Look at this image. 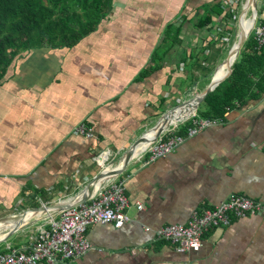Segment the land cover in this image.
Segmentation results:
<instances>
[{"label":"crops","instance_id":"obj_1","mask_svg":"<svg viewBox=\"0 0 264 264\" xmlns=\"http://www.w3.org/2000/svg\"><path fill=\"white\" fill-rule=\"evenodd\" d=\"M219 1L112 0L111 14L79 45L19 57L0 88V216L13 221L20 211L78 197L104 172L95 160L105 151L112 153L107 166L118 168L126 147L165 112L169 90L193 78H184L186 65L232 22L215 17L197 28ZM83 124L94 139L76 134ZM142 158L114 180L128 177L126 195L144 209L132 205L123 227L93 225V250L73 264H264L260 216L210 230L198 254L179 255L156 240L162 227L188 224L230 194L264 200V95L170 156L147 165ZM58 213L36 212L34 225L0 245V254L29 246L37 225L48 227Z\"/></svg>","mask_w":264,"mask_h":264},{"label":"built area","instance_id":"obj_2","mask_svg":"<svg viewBox=\"0 0 264 264\" xmlns=\"http://www.w3.org/2000/svg\"><path fill=\"white\" fill-rule=\"evenodd\" d=\"M240 3L242 11L247 0H227L224 5L237 13ZM251 12L252 6L245 15L248 17L250 14L248 19L252 18ZM250 35H253L257 42V50L264 49V25L258 23V19L255 20ZM212 40L213 37L209 42ZM221 124L220 120L202 119L196 123L195 128L189 130L188 137L178 135V129L169 135L165 132L151 144L147 152H144L141 161L147 165L170 156L188 139ZM76 134L90 140L95 138L93 130L88 129L85 124L76 129ZM111 156L110 151H105L95 161L102 169L108 171L110 168L107 162ZM113 180L106 182L85 204L60 211L58 219L50 214L48 227L40 225L38 235L32 238L29 246L13 249L8 254H0V264H73L83 259L93 250L88 238L93 225L111 223L116 227H123L130 222L128 210L132 205H136L138 210L144 209L142 203L132 202L127 197L128 177ZM250 216L264 218V200H254L233 193L214 208L194 213L188 224L162 227L156 232V240L169 244L179 255L198 254L203 249V237L210 230L228 227L235 219Z\"/></svg>","mask_w":264,"mask_h":264},{"label":"trees","instance_id":"obj_3","mask_svg":"<svg viewBox=\"0 0 264 264\" xmlns=\"http://www.w3.org/2000/svg\"><path fill=\"white\" fill-rule=\"evenodd\" d=\"M112 9V0H0V88L19 57L35 49L74 48L98 30ZM210 9L211 13L198 21V29L214 24L215 17L236 20V13L225 6L223 0ZM258 20L264 25L259 16ZM208 43L209 54L212 48H216V55L209 56L203 49L202 58L197 57L196 62L191 63L193 69L190 72L202 71L209 76L215 70L214 56L220 55L223 48L217 47L215 40ZM257 46L254 36L250 35L233 64L231 77L207 96L204 102L206 110L200 109L196 117L179 125L178 135L188 137L189 130L202 119L220 120L225 124L232 110L248 107L262 98L264 49L257 50ZM156 67L154 71L160 69V64ZM11 250L13 248L9 249V253Z\"/></svg>","mask_w":264,"mask_h":264},{"label":"water","instance_id":"obj_4","mask_svg":"<svg viewBox=\"0 0 264 264\" xmlns=\"http://www.w3.org/2000/svg\"><path fill=\"white\" fill-rule=\"evenodd\" d=\"M252 6V28L253 25L255 24V20L258 17V10H257V0H247V4L246 6L242 9L240 16L238 18V22L241 23V21L243 20V18L246 15V12L248 11V9ZM251 18V19H252ZM240 29V35H239V40L238 43L236 44V46H234L233 49H231L229 56L227 58L226 61L229 62L228 65V69H227V73L223 76H217L218 75V68L215 70L214 75L209 78L206 79V77H203L201 79H199V81H197L195 83V87L193 88V90L191 91L192 95H188L179 105L173 107L172 109H170L169 111H166L164 114H162L157 121L154 123V125L152 126V128L150 130H148V132L144 133L143 135H141L130 147V149L127 151V153L124 156V159L122 162H124V165L122 166V168H115V169H110V171H105L104 173H102L98 178H96L94 181H92L80 194L78 197L76 198H72L69 201H66L65 203H59V204H54L53 206H45V207H39L36 209H29L23 213H20L19 217L16 218L15 220H11L9 218H5L3 220H1L0 222H14L16 223V226L14 227L13 230H11L8 234V237L1 241L0 244L6 243L8 242L10 239H12L15 235H17L18 233H20L23 229L24 226H22L20 223L26 218V215L29 212H47V213H56V212H60V211H65V210H69L75 207H78L80 205H82L83 203L85 204L90 198L91 195L90 191L91 188L98 182H102L101 183V187L108 181H110V179H114L117 178L119 176H121L122 174H124L126 172V170H128L129 166L132 164V162L136 159H134L132 157V151L134 148H136L137 146H139L140 144H142V142L146 139V135L147 133H149L152 130H156L154 133V136H156L155 141H157V139L164 134L165 132L169 131L173 125H177L176 123H182L184 120L186 119H179L177 117H172V118H167L166 120L162 121L165 117H167V115L169 114H176L177 112H180L183 108L188 107L189 105H192L193 110H191V113L194 112L195 115L197 116V112L200 110L199 107L201 104H203L205 102V99L207 98V96L212 93L213 91H215V89L224 81H226L227 79H229L232 75L233 72V64L235 63V61L237 60L241 49L243 48L244 44L246 43L248 36H249V32ZM235 58L234 62L232 63V59ZM204 81H207V86L204 88H201L202 83ZM188 121V120H187ZM186 122V121H185ZM155 141L153 143H155ZM110 178V179H109Z\"/></svg>","mask_w":264,"mask_h":264},{"label":"rangeland","instance_id":"obj_5","mask_svg":"<svg viewBox=\"0 0 264 264\" xmlns=\"http://www.w3.org/2000/svg\"><path fill=\"white\" fill-rule=\"evenodd\" d=\"M262 3H264V1L263 0H258L257 1V10L259 11L258 12V16H259V18H260V12L262 11ZM241 3L238 5V8H237V13H236V16H235V18H236V20H232V22L231 23H228V24H226L225 25V28H227V31L225 32L224 31V29L225 28H221V29H218L217 31H216V34H212L213 35V37H214V40H215V42H216V44H220V47H222L223 48V50H222V52H221V54L220 55H218V56H214L215 57V62L214 63H216L215 64V70L221 65V64H223L226 60H227V58H228V56H229V53H230V51H231V49H233L234 48V46H236V44L238 43V40H239V35H240V29H239V22H238V15H239V13H240V11H241ZM228 8H229V6H227ZM252 13V12H251ZM250 15V14H249ZM248 17H250V16H248ZM247 17V18H248ZM258 19V18H257ZM251 20L252 19H250V21L248 22V24H247V29L250 27V23H251ZM258 23H260V21L258 20ZM221 27H222V24H221ZM238 27V28H237ZM252 30V29H251ZM236 32V33H235ZM249 32V31H248ZM249 36H250V34H249ZM249 36H248V38H249ZM224 37V38H223ZM236 40V41H235ZM236 42V43H235ZM232 46V47H231ZM217 47H219V46H217ZM217 51V49L216 48H212V53L211 54H209L210 53V51L209 50H207L206 51V53L207 54H209V56H213V55H216V54H214L215 52ZM187 66V68H186V71H184L183 72V75H185L184 76V78H186V77H189V74H190V70H192L193 69V65H190V64H187L186 65ZM215 70L209 75V76H205L204 74H203V72L202 71H195V72H192L193 74V78H187L188 79V81L185 83V82H181L182 81V79H180L179 80V82L182 84V86H180V88H171L170 90H169V92L171 93V96L169 97V98H167V101H169V103H167L166 102V110H165V112L166 111H169L170 109H172L173 107H175V106H177V105H179L188 95H192L191 94V91L193 90V87H194V83H196L197 81H199V79H201V78H203V77H206V79H209V78H211L213 75H214V73H215ZM196 79H198L196 82H195V80ZM207 86V81H204L203 83H202V86H201V88H204V87H206ZM167 95V94H166ZM205 108H207V106L206 105H202V110H205ZM164 112V113H165ZM163 113V114H164ZM197 114H198V112H197ZM162 114H160V116H161ZM193 117H195V116H192V118ZM187 122V121H186ZM182 123H185V122H182ZM182 123H180V124H182ZM177 125H173L172 126V128L169 130V132H166L165 134H167V135H169V133H171V134H173L175 131H176V129H178L179 128V123H176ZM143 133V132H142ZM170 134V135H171ZM164 135V134H163ZM153 144V143H152ZM132 145V144H131ZM131 145L129 146H127L126 147V150L124 151V153L122 154V157H123V159H124V156H125V154L127 153V151L130 149V147H131ZM148 150H146V152H147ZM138 162L139 161V158H136L133 162ZM132 162V163H133ZM140 162V161H139ZM142 164V163H141ZM113 170V169H112ZM105 171V170H104ZM102 173H100V175H101ZM99 175V176H100ZM98 176V177H99ZM96 179V178H95ZM37 208V207H36ZM24 212H25V210H24ZM19 213H23V211H20ZM1 217L2 218H5V217H3V215H1L0 216V219H1ZM30 225H34V221H32L30 224H28L27 225V227L28 226H30ZM38 227H39V225H37ZM27 227H26V229H27ZM38 227H37V229H36V233H37V230H38ZM22 231H25V229L24 230H22ZM33 238V237H32ZM32 238L30 239V241H29V243H31V241H32ZM10 241V240H9ZM9 241L8 242H6V243H3V244H0V245H7L8 246V244H9ZM11 248V247H10ZM9 248V249H10Z\"/></svg>","mask_w":264,"mask_h":264},{"label":"bare ground","instance_id":"obj_6","mask_svg":"<svg viewBox=\"0 0 264 264\" xmlns=\"http://www.w3.org/2000/svg\"><path fill=\"white\" fill-rule=\"evenodd\" d=\"M252 20H253V18H252ZM252 20L250 23V27L247 29V24L250 21V19H248L245 16L243 18V20L241 21V23H239V28H241L242 30L247 31V32L250 31L252 29ZM234 60H235V58L232 59V63L234 62ZM228 65H229L228 61H225L223 64H221L218 68V75L217 76L220 77V76L225 75L227 73ZM191 110H193V107H192V105H189L188 107L183 108L180 112H177L175 114L176 115L175 117H177L179 119H186L183 121V122H185V121L189 120L190 118H192V116L195 115L194 112L191 113ZM171 115H174V114L167 115V117H165L162 121L166 120L167 118H172L173 116H171ZM155 131L156 130H152L149 133H147L146 139L142 142V144H140L139 146H137L136 148L133 149L132 157L134 159L139 158L142 154H144V152L155 141V139H156V136H154ZM123 165H124V162H122V164L119 166V168H122ZM108 171H110V169ZM101 183L102 182H98L91 188V191L89 194V195H91V197L101 188ZM34 215H36V212H29L26 215V218L20 224L22 226L28 224L32 220ZM15 226H16V223H14V222H9V223L0 222V242L7 238L5 236L7 235V233H9L11 230H13Z\"/></svg>","mask_w":264,"mask_h":264},{"label":"clouds","instance_id":"obj_7","mask_svg":"<svg viewBox=\"0 0 264 264\" xmlns=\"http://www.w3.org/2000/svg\"><path fill=\"white\" fill-rule=\"evenodd\" d=\"M190 120V119H189Z\"/></svg>","mask_w":264,"mask_h":264}]
</instances>
